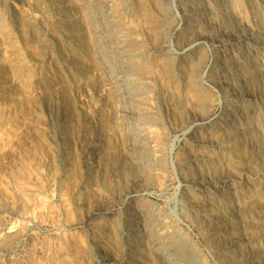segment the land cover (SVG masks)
<instances>
[{
	"label": "rangeland",
	"instance_id": "374dc122",
	"mask_svg": "<svg viewBox=\"0 0 264 264\" xmlns=\"http://www.w3.org/2000/svg\"><path fill=\"white\" fill-rule=\"evenodd\" d=\"M23 1L0 0V264H161L160 260L167 264L227 263L229 258L224 261L222 255L228 237L216 244L207 240L205 223L196 218L195 208L188 201L200 198L199 181H187L180 175L181 151L195 141L190 130L203 129L216 140L213 148L204 149L208 178L220 181L235 177L232 188L239 204L229 206L238 212L230 222L245 221L239 222L241 235L250 241V249L259 252L258 261L264 263V208L252 207L260 205L253 201V194L260 195L264 202V150L256 154L253 144L237 150L231 141H218L219 129L231 132L248 125L264 142V0H92L99 16L107 17L105 30L102 26L99 29L112 42L110 62L99 59V51L105 49L104 39L93 32L90 15L83 13L80 0ZM161 18H166L163 25ZM167 37L173 49L168 58L152 51ZM182 56H186L184 62L180 61ZM104 64L109 71L103 70ZM245 73L255 74V80L243 84ZM225 75L231 80L214 81ZM104 83H110L106 90L101 88ZM234 87L252 94V99L236 101L230 90ZM136 94L145 98L139 105L134 102ZM112 108H120L128 118L116 119ZM135 112H139L138 118L131 115ZM127 134L145 141L146 158L134 153L129 160L124 154L123 138ZM147 161L152 168L144 177L133 172L135 162ZM121 167L128 168V175L120 173ZM128 187L140 196L148 231L135 223L123 203L113 212L116 223L105 222L104 215L93 213L111 204ZM221 211L217 209V213ZM159 226L163 229L158 230ZM149 232L167 251L162 257L154 253L156 250H149ZM151 255L157 260L150 259Z\"/></svg>",
	"mask_w": 264,
	"mask_h": 264
},
{
	"label": "bare ground",
	"instance_id": "6f19581e",
	"mask_svg": "<svg viewBox=\"0 0 264 264\" xmlns=\"http://www.w3.org/2000/svg\"><path fill=\"white\" fill-rule=\"evenodd\" d=\"M25 1V0H24ZM24 1H23V3H24ZM28 1V0H27ZM30 1V0H29ZM28 1V2H29ZM59 1H61V0H59ZM65 1H67V0H65ZM70 1V0H69ZM108 1V0H107ZM118 1V0H117ZM126 1V0H125ZM31 2V1H30ZM52 2H54V1H52ZM57 2V1H56ZM116 2V1H115ZM128 2H130V1H128ZM142 2H143V0H142ZM25 3H27V2H25ZM50 3V2H49ZM49 3H48V5H49ZM55 3V2H54ZM80 3L82 4V7H83V13H86V14H89L90 15V17L89 16H87V17H89L90 18V20H89V22H92V27H93V32L95 33L96 31V33H97V36H101L104 40H103V42L105 43V49H101L99 52V55H100V60L102 61L103 59H107L108 60V62H110V60H109V56L111 57V54H112V51H113V49H112V42L109 40V38H107L106 36H105V34H103L104 32H103V30H101V29H99V27L100 26H102V29H104L105 30V27L103 26V23L104 22H106L105 21V19L107 18H105L104 19V17H100L99 16V14H98V11L96 12V9H95V3L92 1V0H80ZM126 3V2H125ZM159 3V2H158ZM235 3H238L237 1H235ZM30 4V3H29ZM51 4V3H50ZM106 4V3H105ZM114 4V3H113ZM121 4V3H120ZM142 4H144V3H142ZM6 5H7V3H6ZM27 5V4H26ZM53 5V4H52ZM69 5V4H68ZM116 5V4H115ZM119 5V4H118ZM126 5V4H125ZM138 5V4H137ZM140 5V4H139ZM159 5V4H158ZM164 5V4H163ZM236 5H239V4H236ZM30 6V5H29ZM50 6V5H49ZM49 6H48V8H49ZM54 6V5H53ZM71 6V5H70ZM107 6V5H106ZM120 6V5H119ZM153 6H154V4H153ZM218 6V5H217ZM56 7V6H55ZM68 7V6H67ZM179 7V6H178ZM183 7V6H182ZM238 7V6H237ZM12 8V7H11ZM51 8H52V6H51ZM115 8H116V6H115ZM130 8V7H129ZM135 8H137V7H135ZM160 8V7H159ZM158 8V9H159ZM187 8H189V7H187ZM200 8V7H199ZM202 8V7H201ZM232 8V7H231ZM56 9V8H55ZM104 9V8H103ZM127 9V8H126ZM157 9V10H158ZM194 9V8H193ZM197 9V8H196ZM207 9L209 10V8L207 7ZM68 10V9H67ZM82 10V9H81ZM98 10V9H97ZM101 10V9H100ZM108 10V9H107ZM140 10V9H139ZM156 10V11H157ZM178 10V9H177ZM190 10H192V7H191V9ZM195 10V9H194ZM201 10V9H200ZM211 10V9H210ZM2 11V10H1ZM49 11V10H48ZM55 11V10H54ZM62 11V10H61ZM103 11V10H102ZM115 11V10H114ZM117 11V10H116ZM128 11V10H127ZM126 11V12H127ZM137 11V10H136ZM216 11V10H215ZM221 11V10H220ZM231 11V10H230ZM235 11V10H234ZM238 11V10H237ZM256 11H257V9H256ZM51 12V11H50ZM78 12V11H77ZM104 12V11H103ZM102 12V13H103ZM144 12V11H143ZM185 12V11H184ZM211 12V11H210ZM233 12V11H232ZM7 13V12H6ZM80 13V12H79ZM100 13H101V11H100ZM131 13V12H130ZM194 13V12H193ZM198 13V12H197ZM206 13V12H205ZM4 14H5V12H4ZM86 14H85V16H86ZM121 14V13H120ZM128 14V13H127ZM139 14V13H138ZM143 14V13H142ZM212 14H214V12L212 13ZM216 14H217V12H216ZM54 15V14H53ZM77 15V14H76ZM110 15V14H109ZM115 15V14H114ZM113 15V16H114ZM170 15V14H169ZM192 15V14H191ZM258 15V14H257ZM75 16V15H74ZM79 16V15H78ZM118 16V15H117ZM119 16H121V15H119ZM125 16V15H124ZM160 16V15H159ZM168 16V15H167ZM166 16V17H167ZM184 16V15H183ZM200 16V15H199ZM210 16V15H209ZM209 16H208V18H209ZM4 17V16H3ZM56 17V16H55ZM116 17V16H115ZM253 17H255V16H253ZM67 18H68V16H67ZM66 18V19H67ZM73 18V17H72ZM71 18V19H72ZM120 18V17H119ZM129 18V17H128ZM262 18V17H261ZM3 19V18H2ZM2 19H1V21H2ZM56 19V18H55ZM55 19H53L54 21H55ZM63 19H65V18H63ZM62 19V20H63ZM147 19H149V18H147ZM158 19V18H157ZM166 18H161V20H160V24H164L165 22H166V20H165ZM192 19V18H191ZM191 19L189 20V21H191ZM203 19V18H202ZM211 19V18H210ZM224 19V18H223ZM254 19V18H253ZM59 20V19H58ZM108 20V19H107ZM113 20V19H112ZM127 20V19H126ZM170 20V19H169ZM206 20H207V18H206ZM221 20V19H220ZM262 20V19H261ZM82 21V20H81ZM131 21V20H130ZM133 21V20H132ZM153 21H154V19H153ZM207 21H209V20H207ZM225 21H230L228 18H227V20L225 19ZM3 22H5L4 21V19H3ZM63 23H64V21H62ZM76 22V21H75ZM140 22H142V21H140ZM184 22V21H183ZM187 22V21H186ZM197 22V21H196ZM202 22H204V21H202ZM226 22V23H227ZM261 22V21H260ZM2 23V22H1ZM0 23V24H1ZM72 23H73V21H72ZM71 23V24H72ZM82 23H83V21H82ZM88 23V22H87ZM86 23V24H87ZM108 23V22H107ZM118 23V22H117ZM116 23V24H117ZM201 23V22H200ZM229 23V22H228ZM6 24V23H5ZM4 24V25H5ZM58 24V23H57ZM89 24V23H88ZM105 24V23H104ZM133 24V23H132ZM204 24V23H203ZM203 24H200V25H203ZM213 24H215V23H213ZM218 24V23H217ZM59 25V24H58ZM83 25V24H82ZM85 25V24H84ZM128 25V24H127ZM158 25V24H157ZM156 25V26H157ZM161 25V26H162ZM195 25H197L198 26V24H195ZM206 25H207V23L205 24V28H207L206 27ZM231 25V24H230ZM253 25V24H252ZM260 25V24H259ZM54 26V25H53ZM70 26V25H69ZM89 26H91V25H89ZM110 26H111V24H110ZM124 26H125V24H124ZM159 26V25H158ZM187 26V25H186ZM215 26V25H214ZM67 27V26H66ZM73 27V26H72ZM129 27V26H128ZM138 27H140V26H138ZM195 27V26H194ZM210 27V26H209ZM74 28V27H73ZM133 28V27H132ZM162 28V27H161ZM168 28V27H167ZM201 28V27H200ZM230 28V27H229ZM228 28V29H229ZM233 28V27H232ZM6 29V28H5ZM59 29V28H58ZM67 29V28H66ZM135 29V28H134ZM166 29V28H165ZM164 29V30H165ZM234 29V28H233ZM253 29V28H252ZM84 30V29H83ZM127 30H129V29H127ZM131 30V29H130ZM156 30V29H155ZM167 30H170V29H167ZM196 30H197V28H196ZM207 30V29H206ZM208 30H210V29H208ZM213 30V29H212ZM219 30H220V28H219ZM59 31V30H58ZM122 31V30H121ZM133 31V30H132ZM176 31V30H175ZM214 31V30H213ZM224 31V30H223ZM233 31V30H232ZM235 31V30H234ZM61 32H62V30H61ZM92 32V31H91ZM123 32V31H122ZM140 32V31H139ZM166 32V31H165ZM202 32V31H201ZM219 32V31H218ZM217 32V33H218ZM260 32V31H259ZM66 33V32H65ZM74 33V32H73ZM79 33V32H78ZM95 33V34H96ZM124 33V32H123ZM129 33V32H128ZM136 33V32H135ZM158 33V32H157ZM159 33H160V31H159ZM163 33H164V31H163ZM168 33V32H167ZM169 33H171V32H169ZM188 33V32H187ZM212 33H214V32H212ZM227 33V32H226ZM225 33V34H226ZM239 33V32H238ZM71 34V33H70ZM86 34V33H85ZM92 34V33H91ZM103 34V35H102ZM165 34V33H164ZM191 34V33H190ZM197 34V33H196ZM199 34V33H198ZM206 34H208V32H206ZM219 34V33H218ZM230 34L231 33H229V37H230ZM262 34V33H261ZM260 34V35H261ZM76 35V34H75ZM160 35V34H159ZM161 35H163V34H161ZM69 36V35H68ZM73 36V35H72ZM127 36V35H126ZM136 36V35H135ZM138 36V35H137ZM190 36V35H189ZM188 36V37H189ZM192 36V35H191ZM193 36H194V34H193ZM197 36V35H196ZM199 36V35H198ZM204 36V35H203ZM238 36V35H237ZM239 36H241V35H239ZM254 36H256V34L254 35ZM128 37V36H127ZM134 37V36H133ZM163 37H165V36H163ZM220 37H221V35H220ZM224 37V36H223ZM233 37V36H232ZM98 38V37H97ZM120 38V37H119ZM139 38V37H138ZM141 38H142V36H141ZM147 38V37H146ZM187 38V37H186ZM196 38V37H195ZM199 38V37H198ZM256 38V37H255ZM263 38V37H262ZM68 39V38H67ZM124 39H126L125 37H124ZM129 39H130V37H129ZM128 39V40H129ZM143 39V38H142ZM141 39V40H142ZM194 39V38H193ZM214 39V38H213ZM233 39V38H232ZM258 39V38H257ZM102 40V39H101ZM131 40V39H130ZM163 41L155 48V49H153L152 51L154 52V53H156V54H159V55H163V56H165V57H170L171 55H173V49H172V47H171V44L169 43V38L167 37L166 38V40H164V39H162ZM195 40V39H194ZM217 40V39H216ZM238 40V39H237ZM241 40V39H240ZM77 41V40H76ZM88 41V40H87ZM140 41V40H139ZM229 41V40H228ZM259 41V40H258ZM99 42H101V41H99ZM119 42V41H118ZM129 42V41H128ZM146 42V41H145ZM221 42V41H220ZM220 42H219V44H220ZM230 42V41H229ZM233 42V41H232ZM256 42V41H255ZM138 43V42H137ZM142 43H144V42H142ZM218 43V42H217ZM74 44V43H73ZM88 44V43H87ZM128 44H130V43H128ZM136 44V43H135ZM150 44V43H149ZM190 44V43H189ZM92 45V44H91ZM138 45V44H137ZM155 45V44H154ZM74 46V45H73ZM83 46V45H82ZM94 46V45H93ZM122 46V45H121ZM127 46V45H126ZM69 47V46H68ZM85 47V46H84ZM90 47V46H89ZM95 48V47H94ZM119 48V47H118ZM153 48V47H152ZM69 49V48H68ZM140 49V48H139ZM233 49V48H232ZM90 50V49H89ZM95 50V49H94ZM145 50V49H144ZM238 50V49H237ZM70 51V50H69ZM88 51V50H87ZM119 51V50H118ZM136 51V50H135ZM137 51H138V49H137ZM65 52V51H64ZM92 52V51H91ZM128 52V51H127ZM130 52V51H129ZM63 53V52H62ZM93 53V52H92ZM91 53V54H92ZM94 53H96V52H94ZM137 53V52H136ZM140 53V52H139ZM246 53V52H245ZM67 54V53H66ZM131 54V53H130ZM146 54H148V53H146ZM218 54V53H217ZM115 55V54H114ZM124 55V54H123ZM150 55V54H149ZM92 56H93V54H92ZM122 56V55H121ZM124 56H126V55H124ZM128 56V55H127ZM246 56V55H245ZM96 57V56H95ZM77 58V57H76ZM118 58V57H117ZM135 58V57H134ZM146 58V57H145ZM153 58V57H152ZM160 58V57H159ZM164 58V57H163ZM196 58H198V57H196ZM250 58V57H249ZM81 59V58H80ZM114 59V58H113ZM119 59V58H118ZM125 59V58H124ZM129 59H131L130 57H129ZM186 59V56H182L181 57V62L183 61L184 62V60ZM224 59V58H223ZM77 60V59H76ZM83 60V59H82ZM95 60V59H94ZM155 60V59H154ZM171 60V59H170ZM172 60H173V58H172ZM233 60H234V58H233ZM236 60V59H235ZM68 61V60H67ZM70 61V60H69ZM72 61V60H71ZM106 61V60H105ZM156 61V60H155ZM158 61H159V59H158ZM257 61V60H256ZM84 62L86 63V61L84 60ZM129 62V61H128ZM134 62V61H133ZM218 62V61H217ZM232 62V61H231ZM251 62H253V61H251ZM262 63L264 62V61H261ZM71 63V62H70ZM107 63V62H106ZM123 63V62H122ZM144 63V62H143ZM161 63V62H160ZM260 63V62H259ZM75 64V63H74ZM87 64V63H86ZM91 64V63H90ZM142 64V63H141ZM148 64V63H147ZM157 64V63H156ZM226 64V63H225ZM82 65V64H81ZM102 65V64H101ZM105 65V64H104ZM107 65V64H106ZM106 65H105V67H103V68H106V70L105 69H103L104 71H109L108 69H107V67H106ZM133 65V64H132ZM150 65V64H149ZM215 65V64H214ZM219 65V64H218ZM223 65V64H222ZM248 65V64H247ZM114 66V65H113ZM170 66H171V64H170ZM221 66V65H220ZM235 66V65H234ZM239 66V65H238ZM256 66H258V65H256ZM261 66V65H260ZM109 67V66H108ZM116 67V66H115ZM127 67V66H126ZM218 67V66H217ZM77 68V67H76ZM101 68V67H100ZM121 68H122V66H121ZM125 68V67H124ZM124 68L123 69H121V70H124ZM131 68V67H130ZM173 68V67H172ZM202 68V67H201ZM132 69V68H131ZM135 69V68H134ZM165 69H167V68H165ZM170 69H171V67H170ZM189 69H191V68H189ZM223 69V68H222ZM80 70V69H79ZM94 70V69H93ZM256 70V69H255ZM261 70V69H260ZM92 71V70H91ZM97 71H98V69H97ZM134 71V70H133ZM137 71V70H136ZM152 71V70H151ZM154 71V70H153ZM252 71V70H251ZM263 71H264V69H263ZM30 72V71H29ZM80 72V71H79ZM100 72V71H99ZM113 72V71H112ZM127 72V71H126ZM132 72V71H131ZM139 72H141V71H139ZM139 72H138V74H139ZM174 72V71H173ZM190 72H192V71H190ZM214 72V71H213ZM250 72V71H249ZM110 73V72H109ZM144 73V72H143ZM142 73V74H143ZM153 73V72H152ZM156 72L154 71V74H155ZM194 73H195V71H194ZM197 73V72H196ZM256 73V72H255ZM258 73V72H257ZM262 73V72H261ZM97 74H100V73H97ZM106 74H107V72H106ZM125 74V73H124ZM124 74H118V77L119 78H121V77H124ZM149 74V73H148ZM161 74V73H160ZM246 74V73H245ZM93 75V74H92ZM153 75V74H152ZM158 74H156V76H157ZM202 75V74H201ZM201 75L199 76V77H197V79H198V82H199V79H200V77H201ZM219 75V74H218ZM254 75L255 74H252V73H247L246 75H245V77L243 78L244 79V81H243V84H250V83H252L254 80H255V77H254ZM264 75V74H263ZM106 76V75H105ZM109 76V75H108ZM129 76H131V75H129ZM138 76V75H137ZM146 76V75H145ZM149 76V75H148ZM155 76V75H154ZM171 76V75H170ZM188 76V75H187ZM192 76V75H191ZM220 76V75H219ZM257 76H259V75H257ZM193 77V76H192ZM214 77V76H213ZM261 77H262V75H261ZM109 78H111V77H109ZM150 78V77H149ZM180 78V77H179ZM191 78V77H190ZM219 78V77H218ZM260 78V77H259ZM102 80H103V78H101ZM115 79V78H114ZM134 79V78H133ZM137 79V78H136ZM135 79V80H136ZM157 79V78H156ZM235 79V78H234ZM233 79V80H234ZM100 80V79H99ZM186 80H187V78H186ZM228 80L230 81L231 80V77L230 76H223V78L221 79V80H217V79H215L214 81L217 83V82H220V81H227L228 82ZM96 82L98 81V80H95ZM131 81V80H130ZM151 81V80H150ZM155 81V80H154ZM236 81V80H235ZM241 81V82H242ZM99 82V81H98ZM113 82V81H112ZM118 82H120V81H118ZM117 82V83H118ZM123 82H124V80H123ZM213 82V81H212ZM101 83V82H100ZM121 83V82H120ZM119 83V84H120ZM132 83V82H131ZM157 83V82H156ZM160 83V82H159ZM166 83V82H165ZM190 83V82H189ZM256 83V82H255ZM261 83H264V82H261ZM91 84V83H90ZM99 84V83H98ZM115 84V83H114ZM134 84V83H133ZM137 84H140V83H137ZM146 84V83H145ZM149 84V83H148ZM155 84V83H154ZM162 84V83H161ZM224 84V83H223ZM227 84V83H226ZM230 84V83H229ZM236 84V83H235ZM259 84V83H258ZM127 85V84H126ZM141 85H142V83H141ZM87 86V85H86ZM96 86V85H95ZM102 87L101 88H104V90H106V89H108V87L110 86V83H104L103 85H101ZM114 86V85H113ZM120 86V85H119ZM125 86V85H124ZM123 86V87H124ZM136 86V85H135ZM161 86V85H160ZM222 86V85H221ZM250 86V85H249ZM254 86H255V84H254ZM261 86V85H260ZM122 87V88H123ZM134 87V86H133ZM137 87V86H136ZM240 87V86H239ZM239 87H234V88H232V89H230L231 90V94H232V96H233V99H235L236 101H250V99H252V94H249V93H243V92H240V91H238V89H240ZM252 87V86H251ZM250 87V88H251ZM263 87V86H262ZM117 88V87H116ZM122 88H120V89H122ZM131 88H132V86H131ZM161 88H162V86H161ZM186 89L188 88V87H185ZM197 88V87H196ZM221 88V87H220ZM223 88V87H222ZM221 88V89H222ZM226 88V87H225ZM224 88V89H225ZM257 88H259L258 86H257ZM264 88V87H263ZM85 89H86V87H85ZM95 89V88H94ZM124 90H122V91H124L125 92V88H123ZM135 89V88H134ZM139 89V88H138ZM164 89V88H163ZM168 89V88H167ZM111 90V89H110ZM141 90V89H140ZM146 90V89H145ZM165 90H166V87H165ZM218 90V89H217ZM230 90H228V91H230ZM253 90H255V89H253ZM115 91V90H114ZM151 91V90H150ZM242 91H244V90H242ZM250 91V90H249ZM262 91V90H261ZM99 92H101V91H99ZM149 92V91H148ZM185 92V91H184ZM183 92V93H184ZM188 92H189V90H188ZM259 92H260V90H259ZM263 92V91H262ZM97 93V92H96ZM103 93V92H102ZM110 93V92H109ZM112 93V92H111ZM116 93H117V90H116ZM123 93V92H122ZM156 93V92H155ZM171 93V92H170ZM190 93V92H189ZM99 94V93H98ZM106 94H108V92L106 93ZM125 94V93H124ZM129 94V93H128ZM128 94H126L125 96H127ZM142 94V93H141ZM136 94V95H134V102H135V104H137L138 102H140V101H142L143 99H145L142 95H144V94ZM149 94L151 95V93L149 92ZM160 94V93H159ZM188 94V93H187ZM255 94H256V92H255ZM122 95V94H121ZM148 95V94H147ZM170 95V94H169ZM181 95V94H180ZM201 95V94H200ZM264 95V94H263ZM112 96H114V97H117V96H115V95H112ZM129 96V95H128ZM132 96V95H131ZM187 96V95H186ZM185 96V97H186ZM189 96H191V95H189ZM228 96V95H227ZM259 96V95H258ZM122 97H124V96H122ZM257 97V96H256ZM101 98V97H100ZM105 98V97H104ZM108 98V97H107ZM130 98V97H129ZM128 98V99H129ZM187 98V97H186ZM190 98V97H189ZM189 98H188V100H189ZM228 98V97H227ZM65 99V98H64ZM111 99H112V97H111ZM122 99V98H121ZM131 99V98H130ZM150 99H153V98H150ZM162 99V98H161ZM175 99H177V98H175ZM204 99V98H203ZM202 99V100H203ZM206 99V98H205ZM114 100H115V98H114ZM190 100H191V98H190ZM108 101H110V100H108ZM118 101V100H117ZM117 101H116V103H117ZM129 101V100H128ZM147 101V100H146ZM63 102V101H62ZM115 102V101H114ZM124 102V101H123ZM123 102H121V103H123ZM148 102H150V100L148 101ZM163 102V101H162ZM174 102H176L175 100H174ZM109 103H111V102H109ZM119 103V102H118ZM127 103V102H126ZM178 103V102H177ZM192 103V102H191ZM259 103V102H258ZM62 104V103H61ZM132 103H128L127 105H131ZM144 104V103H143ZM151 104V103H150ZM176 104V103H175ZM181 104V103H180ZM227 104H229L228 102H227ZM67 105V104H66ZM73 105V104H72ZM102 105V104H101ZM100 105V106H101ZM112 105V104H111ZM116 105H118V104H116ZM121 106H122V104H120ZM138 105H139V103H138ZM57 106H59V105H57ZM61 106V105H60ZM133 106V105H132ZM142 106V105H141ZM140 106V107H141ZM152 108V107H151ZM180 108H182V107H180ZM62 109V108H61ZM98 109H99V107H98ZM110 109V108H109ZM113 109V108H112ZM115 109V110H114ZM113 110H114V116H115V118L116 119H118V118H120V120H121V117H127V115H125L123 112L124 111H122L120 108L118 109V108H114ZM123 109V108H122ZM184 109V108H183ZM225 109V108H224ZM95 110V109H94ZM149 110V109H148ZM148 110H146V111H148ZM188 110H189V108H188ZM152 111V110H151ZM192 111V110H191ZM50 112H52V110L50 111ZM59 112V111H58ZM96 112V111H95ZM150 112V111H149ZM99 113V112H98ZM128 113H129V110H128ZM132 113V112H131ZM130 113V114H131ZM183 113V112H182ZM64 114V113H63ZM68 114V113H67ZM177 114H178V112H177ZM53 115V114H52ZM132 116H134V117H137L138 118V116H139V112H135L134 114H131ZM148 115V114H147ZM146 115V116H147ZM150 115V114H149ZM101 116H102V114H101ZM112 116V115H111ZM151 116V115H150ZM153 116V115H152ZM163 116V115H162ZM93 117V116H92ZM128 118V117H127ZM151 118V117H150ZM154 118H156V117H154ZM168 118V117H167ZM235 118V117H234ZM56 119V118H55ZM113 119V118H112ZM132 119V118H131ZM131 119H130V123L131 124H133L132 122H131ZM135 119V118H134ZM200 119V118H199ZM61 120V119H60ZM95 120V119H94ZM114 120V119H113ZM113 120H111V121H113ZM155 119H153V121H154ZM262 120V119H261ZM96 121V120H95ZM146 121V120H145ZM199 121V120H198ZM244 121V120H243ZM117 122H118V120H117ZM117 122H114V123H117ZM121 123H122V121H120ZM127 122V121H126ZM187 122V121H186ZM237 122V121H236ZM125 123V122H124ZM142 123V122H141ZM101 124V123H100ZM138 124H139V122H138ZM144 124V123H143ZM148 124H149V121H148ZM63 125V124H62ZM65 125H67V124H65ZM98 125H99V123H98ZM125 125H126V123H125ZM151 125H152V122H151ZM187 125V124H186ZM210 125V124H209ZM239 125V124H238ZM259 125V124H258ZM102 126V125H101ZM115 126V125H114ZM117 126H119V123H118V125ZM128 126V125H127ZM126 126V127H127ZM132 127H133V125H131ZM208 126V125H207ZM57 127V126H56ZM95 127V126H94ZM122 127V126H121ZM136 127V126H135ZM179 127V126H178ZM239 127V126H238ZM58 128H59V126H58ZM138 128V127H137ZM187 128H189V127H187ZM202 128V127H201ZM204 128V127H203ZM62 129V128H61ZM65 129V128H64ZM120 129V128H119ZM127 129V128H126ZM125 129V130H126ZM139 129V128H138ZM112 130V129H111ZM128 130V129H127ZM159 130V129H158ZM63 131V130H62ZM82 131V130H81ZM83 131H85L84 129H83ZM145 131V130H144ZM186 131H188L189 132V130H187L186 129ZM230 131V130H229ZM259 131V130H258ZM262 131V130H261ZM65 132H67V131H65ZM64 132V133H65ZM129 132H131V131H129ZM135 132L137 133V130H135ZM218 132L220 133L219 134V139L220 140H218V141H220L221 143H224V142H229V141H231V144L234 146V148L235 149H239L240 148V146L242 147V146H244L245 147V145L247 146V145H249V146H252V144H253V150H254V152L256 153V154H258L259 153V150L260 151H262V150H264V146H262V145H264L263 143L264 142H262V139H260L256 134L257 133H255V131L253 130V129H251L248 125H245V126H243V127H240V128H238V129H233V131H231V132H226L224 129H219L218 130ZM56 133V132H55ZM62 133V132H61ZM77 133V132H76ZM104 133V132H103ZM147 133V132H146ZM145 133V134H146ZM149 133V132H148ZM152 133V132H151ZM190 133L193 135V136H195V141H194V145L192 146V145H189V146H185L184 147V149H183V151H181L182 152V156L183 157H181L182 158V164H181V168H179L180 169V175H181V177H182V179H184V180H187V181H195V180H197V181H199V188H200V192H201V195H200V198H195V197H191V199H189L188 201L191 203V204H193V207L195 208V214L197 215V217L196 218H199V219H201V221L203 222V224L205 223V231H206V234H205V237L207 238V240H209V241H213V242H215V244H216V241H222L223 239H225L226 237H228V240L227 241H225V242H223V244H224V249H225V254L224 255H222V259L225 261L226 259H228L229 258V260H228V262L227 263H225V264H239L241 261L243 262H253V264H264V263H262V262H259L258 261V259L260 258V257H257L258 256V251H253L252 249H250L251 247H250V241H247L246 239H244V236L243 235H241L242 233V224L241 223H239V222H241L240 220L238 221H235V222H233V221H231L230 222V220H232L231 219V216H237V211H235L233 208H231V207H229V206H232V204H239V202H238V198H237V200H236V198H235V193H234V191H233V188H232V181H234V179H235V177H226V178H224V179H222V180H220V181H211L209 178H208V175H209V172H208V170H207V164H208V162H207V156H206V154H205V151H204V149H205V147L207 146V147H211V148H213L215 145H216V140H214V138H213V135L211 134V132L207 129H203V131H192V130H190ZM116 134V133H115ZM118 134H120V133H118ZM124 134V133H123ZM64 135V134H63ZM91 135V134H90ZM135 135V134H134ZM141 135V134H140ZM94 136V135H93ZM117 136V135H116ZM137 136V135H136ZM139 136V135H138ZM55 137V136H54ZM59 137V136H58ZM63 137V136H62ZM66 137V136H65ZM98 137V136H97ZM121 137H123V135L121 136ZM133 136L132 135H130V134H127V135H125L124 136V138H123V140H124V142H123V151H124V154L129 158V160H133L132 159V154H134V153H137L138 154V157L139 158H143V157H147V147H146V143H145V141L141 138V140L140 139H137V141L136 140H134V138H132ZM149 137V136H148ZM151 137V136H150ZM258 137V138H257ZM86 138V137H85ZM146 138V137H145ZM65 139H67V138H65ZM94 139V138H93ZM218 139V138H217ZM259 139V140H258ZM264 139V138H263ZM84 140V139H83ZM118 140V139H117ZM121 140V139H120ZM150 140V139H149ZM57 141V140H56ZM136 141V142H135ZM63 142V141H62ZM149 142V141H148ZM67 143V142H66ZM86 143V142H85ZM102 143V142H101ZM152 143V142H151ZM120 144H122L121 142H120ZM153 144V143H152ZM77 145V144H76ZM219 145H221V144H219ZM255 145V146H254ZM153 146V145H152ZM258 146V147H257ZM77 147V146H76ZM154 147V146H153ZM257 147V148H256ZM84 148V147H83ZM88 148V147H87ZM228 148V147H227ZM121 149V148H120ZM79 150V149H78ZM83 150V149H82ZM245 150V149H244ZM102 151H104V150H102ZM153 151V150H152ZM155 151H158V150H155ZM212 151V150H211ZM250 151V150H249ZM96 152V151H95ZM223 152V151H222ZM253 152V151H252ZM80 153V152H79ZM211 153V152H210ZM209 153V154H210ZM248 153V152H247ZM246 153V154H247ZM103 154V153H102ZM155 154H156V152H155ZM155 154H153V156L155 155ZM82 155V154H81ZM80 155V156H81ZM124 155V156H125ZM150 155H152V154H150ZM250 155V154H249ZM92 156V155H91ZM257 156V155H256ZM136 157V156H135ZM250 157H251V155H250ZM149 158V157H148ZM152 158V157H151ZM161 158V157H160ZM232 158V157H231ZM247 158V157H246ZM264 158V157H263ZM157 159V158H156ZM244 159V158H243ZM103 160V159H102ZM105 160V159H104ZM123 160V159H122ZM139 160V159H138ZM152 160V159H151ZM154 160V159H153ZM212 160V159H211ZM211 160H210V162H211ZM82 161H83V158H82ZM128 161V160H127ZM143 161V160H142ZM144 161H146V160H144ZM181 161V160H180ZM213 161V160H212ZM80 162V161H79ZM78 162V163H79ZM88 162V161H87ZM148 162L149 161H147V163H141V162H139V163H134L133 164V166H132V170H133V172L135 173V174H137V175H143V177H144V174H146V173H149V170H150V168H152V167H150L151 166V164L149 165L148 164ZM151 162V161H150ZM155 162V161H154ZM117 163V162H116ZM161 163V162H160ZM212 163V162H211ZM253 163V162H252ZM258 163H259V161H258ZM162 164V163H161ZM256 164V163H255ZM81 165V164H80ZM104 165V164H103ZM102 165V166H103ZM245 165V164H244ZM91 166V165H90ZM118 166V165H117ZM127 166H128V164H127ZM130 166H131V164H130ZM153 166H154V164H153ZM246 166V165H245ZM256 166H258V165H256ZM234 167H235V165H234ZM261 167H263V166H261ZM83 168V167H82ZM126 168L127 167H125V169H123L122 167L120 168V173L121 174H124V175H128V171L126 170ZM154 168V167H153ZM209 168V167H208ZM213 168H214V166H213ZM239 168V167H238ZM94 169V168H93ZM109 169V168H108ZM128 169V168H127ZM131 169V168H130ZM222 169V168H221ZM252 169V168H251ZM250 169V170H251ZM262 169V168H261ZM113 170V169H112ZM153 170V169H152ZM160 170V169H159ZM220 170V169H219ZM86 171V170H85ZM90 171V170H89ZM107 171H109V170H107ZM212 171V170H211ZM210 171V172H211ZM222 171V170H221ZM102 172V171H101ZM115 172V171H114ZM226 172V171H225ZM237 172V171H236ZM112 173V172H111ZM119 173V172H118ZM153 173V172H152ZM161 173V172H160ZM239 173V172H238ZM262 173H264V172H262ZM92 174V173H91ZM155 174V173H154ZM163 174V173H162ZM260 174V173H259ZM93 175V174H92ZM118 175V174H117ZM136 175V176H137ZM81 176V175H80ZM150 176H152V175H150ZM157 176V175H156ZM218 176V175H217ZM231 176V175H230ZM250 176V175H249ZM264 176V175H263ZM116 177V176H115ZM138 177V176H137ZM241 177V176H240ZM261 177V176H260ZM121 178V177H120ZM127 178V177H126ZM134 178V177H133ZM245 178V177H244ZM250 178V177H249ZM97 179V178H96ZM100 179V178H99ZM135 179H136V177H135ZM142 179V178H141ZM145 179V178H144ZM151 179H153V178H151ZM133 180V179H132ZM204 180H206V181H204ZM236 180V179H235ZM111 181V180H110ZM126 181V180H125ZM135 181V180H134ZM139 181V180H138ZM150 181V180H149ZM239 181V180H238ZM261 181V180H260ZM17 182V181H16ZM142 182V181H141ZM154 182H156L155 180H154ZM186 182V181H185ZM112 183V182H111ZM110 183V184H111ZM145 182H143V184H144ZM190 183H192V182H190ZM251 183V182H250ZM99 184V183H98ZM151 184H152V181H151ZM186 184V183H185ZM127 185V184H126ZM147 185V184H146ZM195 185V184H194ZM197 185V184H196ZM108 186V185H107ZM111 186H112V184H111ZM116 186V185H115ZM123 186V185H122ZM131 186V185H130ZM113 187V186H112ZM124 187V186H123ZM137 187V186H136ZM148 187V186H147ZM149 187H150V185H149ZM101 188V187H100ZM122 188V187H121ZM144 188V187H143ZM118 189V188H117ZM95 190V189H94ZM112 190V189H111ZM115 190V189H114ZM177 190V189H176ZM120 191V190H119ZM122 191V190H121ZM96 192V191H95ZM110 192V191H109ZM115 192V191H114ZM138 193V192H137ZM137 193H136V190L134 189V188H130L129 189V187H128V189L127 190H124L122 193H120L119 195H118V197H116V200H114L113 202H111V204H109L108 206H105V207H103V208H101V209H97V210H95L93 213L94 214H101V215H104V221L105 222H108V223H116V222H118V219H117V217H115L114 215H113V212L117 209V206L119 205V203L121 204V203H123V204H125V206H126V209H127V211L128 212H130L131 214H132V216H133V218L132 219H134L135 220V223H137V224H139L144 230L145 229H147V231L149 230L148 228H145V224H146V220H144L143 219V214L141 213L142 212V209H141V200L139 199V197H138V195H137ZM28 194V193H27ZM104 194V193H103ZM115 194V193H114ZM105 195V194H104ZM109 195V194H108ZM99 197V196H98ZM106 197V196H105ZM141 198H142V196H141ZM252 198H253V201L255 202V203H260V205H252V207H254L255 209H257V210H262V208H264L263 206L264 205H261L262 203L264 204V202H263V198L260 196V195H257V194H253L252 195ZM108 199V198H107ZM111 199V198H110ZM146 199V198H145ZM213 199H216V201L217 202H214V200ZM142 200H143V198H142ZM243 200V199H242ZM184 201V200H183ZM246 201V200H245ZM248 201V200H247ZM107 202H109V201H107ZM236 202H238V203H236ZM189 203V204H190ZM70 204V203H69ZM184 205V204H183ZM250 206V205H249ZM121 207V206H120ZM148 207H150V206H148ZM156 207V206H155ZM158 207V206H157ZM183 207H185V206H183ZM230 208L229 209V211L227 210V208ZM251 207V206H250ZM186 208V207H185ZM242 208H243V206H242ZM158 209V208H157ZM217 209H219V210H222L221 211V213L219 214V213H217ZM120 210V209H119ZM155 210V209H154ZM121 211V210H120ZM159 211V210H158ZM247 211V210H246ZM161 212V211H160ZM237 212V213H236ZM70 213V212H69ZM171 213H173V212H171ZM184 213V212H183ZM118 214H119V212H118ZM161 214V213H160ZM168 215V214H167ZM184 215V214H183ZM120 216V215H119ZM159 216V215H158ZM187 216V215H186ZM189 216V218H190V215H188ZM130 217V216H129ZM168 217V216H167ZM185 217V216H184ZM191 217H192V214H191ZM186 218V217H185ZM188 218V219H189ZM195 218V219H196ZM149 219V218H148ZM170 219V218H169ZM187 219V218H186ZM151 220V219H150ZM167 220V219H166ZM191 220V219H190ZM189 220V221H190ZM161 221V220H160ZM244 221V220H243ZM260 221V220H259ZM127 222V221H126ZM245 222V221H244ZM261 222V221H260ZM121 223V222H120ZM128 223V222H127ZM131 223V222H130ZM134 223V224H135ZM156 223H158V222H156ZM164 223V222H163ZM173 223V222H172ZM192 223V222H191ZM220 223H227V225L225 224V226H218ZM259 223V222H258ZM264 223V222H263ZM194 224V223H193ZM123 225V224H122ZM155 225V224H154ZM171 225V224H170ZM201 224H199V226H200ZM262 225V224H261ZM135 226H137V225H135ZM252 226V225H251ZM147 227H149L148 226V224H147ZM169 227V226H168ZM174 227V226H173ZM245 227H247V226H245ZM162 228V226H159V228H158V230L159 229H161ZM197 228H199V227H197ZM114 229V228H113ZM142 229V230H143ZM163 229V228H162ZM165 229V228H164ZM168 229V228H167ZM174 229V228H173ZM176 229V228H175ZM128 230H129V228H128ZM132 230V229H131ZM134 230V229H133ZM141 230V231H142ZM202 230V229H201ZM117 231V230H116ZM146 231V232H147ZM151 231V230H150ZM164 231V230H163ZM168 231V230H167ZM169 231H170V229H169ZM261 231V230H260ZM143 232V231H142ZM178 232V231H177ZM176 232V233H177ZM203 232V231H202ZM120 233V232H119ZM204 233V232H203ZM260 233H262V232H260ZM162 234V233H161ZM181 234H182V232H181ZM200 234V233H199ZM246 234V233H245ZM113 235H115V234H113ZM121 235V234H120ZM144 235V234H143ZM159 235V234H158ZM163 235H164V233H163ZM170 235V234H169ZM179 235V234H178ZM184 235V234H183ZM168 236V235H167ZM125 237V236H124ZM144 237V236H143ZM165 237V236H164ZM170 237V236H169ZM181 237V236H180ZM179 237V238H180ZM186 237V236H185ZM202 237V236H201ZM243 237V238H242ZM162 238V237H161ZM178 238V237H177ZM203 238V237H202ZM147 241H148V244L149 245H147L148 246V248H149V250L150 251H155L156 250V252H154L155 254H157V255H159V256H163L164 255V249L162 248V245L161 244H159V242H157V240L153 237V234L151 235V233L149 232L148 233V236H147ZM174 239V238H173ZM182 239H183V237H182ZM181 239V240H182ZM127 240V239H126ZM164 240V239H163ZM176 240V239H175ZM174 240V241H175ZM131 241V240H130ZM137 242H138V240H136ZM185 241V240H184ZM204 241H205V239H204ZM129 242V241H128ZM179 242V241H178ZM206 242V241H205ZM132 243H134V242H132ZM144 243V242H143ZM174 243V242H173ZM182 243V242H181ZM208 243V242H207ZM211 243V242H210ZM134 244H136V243H134ZM146 244H147V242H146ZM171 245V244H170ZM176 245V244H175ZM178 245V244H177ZM207 245V244H206ZM210 245H212V244H210ZM189 246V245H188ZM190 247V246H189ZM211 247V246H210ZM213 247V246H212ZM219 247V246H218ZM221 247H223V246H221ZM216 248V247H215ZM187 249V248H186ZM213 249V248H212ZM196 250V249H195ZM165 252H167V251H165ZM189 252V251H188ZM122 253V252H121ZM129 253V252H128ZM153 254V253H152ZM170 254V253H169ZM183 254V253H182ZM193 254H194V252L192 253V256H193ZM247 254V255H246ZM149 254H147V256H148ZM188 255H189V253H188ZM105 256V255H104ZM190 256H191V254H190ZM216 256V255H215ZM187 257V256H186ZM204 257V256H203ZM212 257V256H211ZM194 258V257H193ZM192 258V259H193ZM215 258V257H214ZM129 259V258H128ZM150 259H152V260H157L153 255H151L150 256ZM191 259V260H192ZM217 259V258H216ZM221 259V260H222ZM160 260V259H159ZM186 260V259H185ZM194 260V259H193ZM261 260V259H260ZM256 261H258V262H256ZM167 262V261H166ZM171 262V261H170ZM174 262V261H173ZM187 262V261H186ZM194 262V261H193ZM197 261H195V263H196ZM156 263V262H155ZM154 263V264H155ZM158 263V262H157ZM159 263H161V264H167V263H164L163 261H161L160 260V262ZM178 263V262H177ZM189 263H191V262H189ZM198 263V262H197ZM218 263V262H217ZM220 263V262H219ZM218 263V264H219ZM143 264V263H142ZM173 264V263H172Z\"/></svg>",
	"mask_w": 264,
	"mask_h": 264
}]
</instances>
